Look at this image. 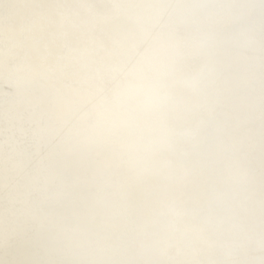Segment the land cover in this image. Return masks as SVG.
<instances>
[{
  "label": "bare ground",
  "instance_id": "1",
  "mask_svg": "<svg viewBox=\"0 0 264 264\" xmlns=\"http://www.w3.org/2000/svg\"><path fill=\"white\" fill-rule=\"evenodd\" d=\"M0 264H264V0H0Z\"/></svg>",
  "mask_w": 264,
  "mask_h": 264
}]
</instances>
